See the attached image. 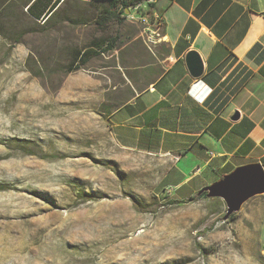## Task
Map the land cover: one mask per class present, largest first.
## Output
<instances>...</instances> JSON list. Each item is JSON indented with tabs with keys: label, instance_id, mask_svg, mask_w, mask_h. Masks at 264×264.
Wrapping results in <instances>:
<instances>
[{
	"label": "rangeland",
	"instance_id": "obj_1",
	"mask_svg": "<svg viewBox=\"0 0 264 264\" xmlns=\"http://www.w3.org/2000/svg\"><path fill=\"white\" fill-rule=\"evenodd\" d=\"M141 5L105 28L88 0H66L44 28L0 10V264H264V195L226 220L218 198L169 205L171 157L114 134L109 112L160 69ZM115 36L65 73L73 50Z\"/></svg>",
	"mask_w": 264,
	"mask_h": 264
},
{
	"label": "crops",
	"instance_id": "obj_2",
	"mask_svg": "<svg viewBox=\"0 0 264 264\" xmlns=\"http://www.w3.org/2000/svg\"><path fill=\"white\" fill-rule=\"evenodd\" d=\"M141 6L160 15L162 39L145 45L159 55L160 74L110 114L117 120L120 113L121 136L111 122L116 138L170 156L160 187L179 201L236 167L259 163L264 169V0ZM190 51L202 61L197 78L186 67Z\"/></svg>",
	"mask_w": 264,
	"mask_h": 264
},
{
	"label": "trees",
	"instance_id": "obj_3",
	"mask_svg": "<svg viewBox=\"0 0 264 264\" xmlns=\"http://www.w3.org/2000/svg\"><path fill=\"white\" fill-rule=\"evenodd\" d=\"M92 4L94 10L97 12L95 17V24L99 28H105L109 24L116 23L122 25L124 21L125 9H132L139 4L147 3L149 7L155 2L151 0H88ZM66 2V0H0V10H7L10 7L19 8V15L14 17L15 21H27L33 25L44 28L48 23H50L51 18L55 16L60 10L61 6ZM0 21H2L0 13ZM0 35L3 36L4 33L0 27ZM25 33H20L19 39L12 40L15 44L21 43ZM117 37H100L90 44L82 47L81 49L73 50L71 54V59L65 70L66 74H69L79 68L83 67L89 60L95 56H99L102 53L111 52L116 46ZM160 71H157V75ZM133 97V96H132ZM131 97V98H132ZM130 98V99H131ZM126 102V101H125ZM125 102L121 103L123 105ZM115 109V110H116ZM113 112V111H112ZM112 112H109L111 114ZM205 198V193L194 196H189L187 201H179L176 199H168L167 204L175 205L179 203H185L188 201L197 200L199 198ZM232 216V215H231ZM231 219V217H230Z\"/></svg>",
	"mask_w": 264,
	"mask_h": 264
},
{
	"label": "water",
	"instance_id": "obj_4",
	"mask_svg": "<svg viewBox=\"0 0 264 264\" xmlns=\"http://www.w3.org/2000/svg\"><path fill=\"white\" fill-rule=\"evenodd\" d=\"M124 13L127 14L128 9H125ZM185 62L188 72L193 78L201 75L202 61L196 52H188ZM237 118L238 114L232 117L234 120ZM201 193H205L208 198H218L224 202L226 212L223 219L226 220L232 213L238 212L250 198L264 195V169L259 163L236 167L221 179L200 189L197 195Z\"/></svg>",
	"mask_w": 264,
	"mask_h": 264
},
{
	"label": "built area",
	"instance_id": "obj_5",
	"mask_svg": "<svg viewBox=\"0 0 264 264\" xmlns=\"http://www.w3.org/2000/svg\"><path fill=\"white\" fill-rule=\"evenodd\" d=\"M141 5V4H139ZM138 6V5H137ZM136 12L137 7L132 8ZM144 16L140 15L139 22L142 24L143 41L146 46L151 47L160 42L162 35L160 33L161 19L156 13L148 14V9H144ZM149 15V16H148ZM128 18L134 19L133 13L126 15Z\"/></svg>",
	"mask_w": 264,
	"mask_h": 264
}]
</instances>
